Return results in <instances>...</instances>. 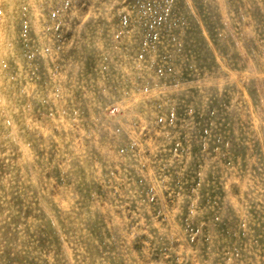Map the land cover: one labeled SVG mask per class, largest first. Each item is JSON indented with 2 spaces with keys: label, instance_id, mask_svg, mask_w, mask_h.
I'll list each match as a JSON object with an SVG mask.
<instances>
[{
  "label": "rangeland",
  "instance_id": "1",
  "mask_svg": "<svg viewBox=\"0 0 264 264\" xmlns=\"http://www.w3.org/2000/svg\"><path fill=\"white\" fill-rule=\"evenodd\" d=\"M0 264H264V0H0Z\"/></svg>",
  "mask_w": 264,
  "mask_h": 264
}]
</instances>
